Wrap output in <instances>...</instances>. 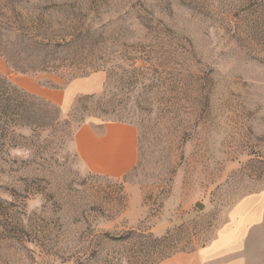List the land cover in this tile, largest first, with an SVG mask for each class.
Masks as SVG:
<instances>
[{"label":"rangeland","instance_id":"1","mask_svg":"<svg viewBox=\"0 0 264 264\" xmlns=\"http://www.w3.org/2000/svg\"><path fill=\"white\" fill-rule=\"evenodd\" d=\"M94 71L102 90L66 112L0 100V264H157L264 202V0H0L1 78ZM91 119L137 127L123 177L72 151ZM246 253L264 264V224Z\"/></svg>","mask_w":264,"mask_h":264},{"label":"crops","instance_id":"2","mask_svg":"<svg viewBox=\"0 0 264 264\" xmlns=\"http://www.w3.org/2000/svg\"><path fill=\"white\" fill-rule=\"evenodd\" d=\"M17 82L23 91L66 112L76 98L96 95L102 90L104 73L94 71L66 82L55 74L24 75ZM70 145L80 165L98 176L121 178L138 162V130L129 121H82L74 130ZM263 224V200L249 197L231 210L228 220L209 244L177 251L157 264H249L248 240L252 231Z\"/></svg>","mask_w":264,"mask_h":264},{"label":"trees","instance_id":"3","mask_svg":"<svg viewBox=\"0 0 264 264\" xmlns=\"http://www.w3.org/2000/svg\"><path fill=\"white\" fill-rule=\"evenodd\" d=\"M30 33H31V32H30ZM30 33L28 32L29 37H28L25 41H27L29 44H32V45H36V44H37V45H39V44H44V45H46V43H44L45 40H44L43 37H42V38H38V37H35V35H32V34H30ZM26 34H27V33H26ZM15 69L19 70L21 73H22V72L25 73V72H36V71H37V69H30V70H23V69H19V68H15ZM39 70H41V71H46L47 68H46V67H43V68H41V69H39ZM73 78H75V77H73ZM73 78H71V79H73ZM71 79H69V80H71ZM0 83H1L2 85H4V89L2 90V92H0V100H13V99L10 97L8 90H11V91H13V92H16V91L18 90L19 92H21V94H23V95H25V96H29V97H32V98L35 99V100H41V101H43V102L49 104L48 102L44 101L43 99L37 98V97H35V96L32 95V94H29V93H27V92H25V91H22V90H20V89H18V88H16V87L12 86L11 83L8 82L5 78H1V77H0ZM79 124H80V123H79ZM79 124H78V125H79ZM78 125H77V126H78Z\"/></svg>","mask_w":264,"mask_h":264}]
</instances>
